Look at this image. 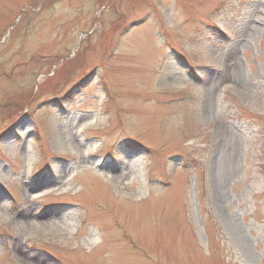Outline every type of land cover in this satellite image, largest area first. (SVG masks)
Segmentation results:
<instances>
[{
	"label": "rangeland",
	"instance_id": "1",
	"mask_svg": "<svg viewBox=\"0 0 264 264\" xmlns=\"http://www.w3.org/2000/svg\"><path fill=\"white\" fill-rule=\"evenodd\" d=\"M0 264H264V0H0Z\"/></svg>",
	"mask_w": 264,
	"mask_h": 264
},
{
	"label": "bare ground",
	"instance_id": "2",
	"mask_svg": "<svg viewBox=\"0 0 264 264\" xmlns=\"http://www.w3.org/2000/svg\"><path fill=\"white\" fill-rule=\"evenodd\" d=\"M33 217L36 219V218H38V217H40V216H37V214H34V215H33ZM21 222H23V223H24V221H23V220H21Z\"/></svg>",
	"mask_w": 264,
	"mask_h": 264
}]
</instances>
